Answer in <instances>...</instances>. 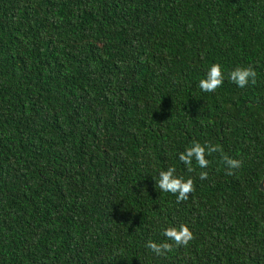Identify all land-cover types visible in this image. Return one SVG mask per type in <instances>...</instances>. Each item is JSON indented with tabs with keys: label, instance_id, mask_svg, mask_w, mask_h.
I'll list each match as a JSON object with an SVG mask.
<instances>
[{
	"label": "trees",
	"instance_id": "trees-1",
	"mask_svg": "<svg viewBox=\"0 0 264 264\" xmlns=\"http://www.w3.org/2000/svg\"><path fill=\"white\" fill-rule=\"evenodd\" d=\"M193 141L242 166L188 171ZM263 177L264 0H0V264H264ZM180 224L187 247H145Z\"/></svg>",
	"mask_w": 264,
	"mask_h": 264
},
{
	"label": "clouds",
	"instance_id": "clouds-1",
	"mask_svg": "<svg viewBox=\"0 0 264 264\" xmlns=\"http://www.w3.org/2000/svg\"><path fill=\"white\" fill-rule=\"evenodd\" d=\"M257 72L252 66H237L228 73V79L235 83L238 87L244 88L249 84L255 85L257 83ZM225 80V73L222 65L213 63L208 69L206 78L199 81V88L204 92H215L220 88ZM222 154V163L226 166V174L234 175V169L242 166V160L232 158L223 153L220 145H214L211 142L202 144L198 141H193L192 145L187 147L185 151L179 154V160L186 165L188 171H194L192 164L193 160L201 169H207L210 165V160L206 157L213 153ZM201 179H206L207 171L199 173ZM156 187L161 192H169L176 195L177 202H185L190 195L195 192V184L191 178L185 179L176 175V168L174 166L168 167L167 170L159 173ZM167 240L162 243L149 240L145 247L158 256L164 255L166 252L173 250L176 247H187L189 243L195 238L193 231L187 224H180L179 226H170L163 230L162 233ZM168 241H171L168 242Z\"/></svg>",
	"mask_w": 264,
	"mask_h": 264
},
{
	"label": "water",
	"instance_id": "water-1",
	"mask_svg": "<svg viewBox=\"0 0 264 264\" xmlns=\"http://www.w3.org/2000/svg\"><path fill=\"white\" fill-rule=\"evenodd\" d=\"M259 189L264 192V177L262 178L261 182L259 183Z\"/></svg>",
	"mask_w": 264,
	"mask_h": 264
}]
</instances>
